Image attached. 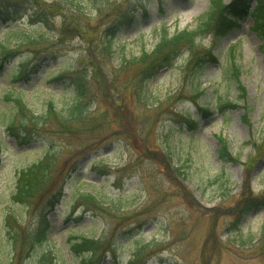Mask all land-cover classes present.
Returning a JSON list of instances; mask_svg holds the SVG:
<instances>
[{"label":"rangeland","instance_id":"rangeland-1","mask_svg":"<svg viewBox=\"0 0 264 264\" xmlns=\"http://www.w3.org/2000/svg\"><path fill=\"white\" fill-rule=\"evenodd\" d=\"M209 2L0 0V264H80L68 248L76 237L97 244L90 264H264L262 211L236 221L247 196L264 197V52L254 0L231 29L217 31L218 23L180 46L146 82L149 62L126 61L150 54L161 28L194 29ZM207 51L213 59L201 56ZM76 75L86 95L76 115L62 113ZM195 84L203 93L192 101ZM227 99L231 106L216 108ZM17 102L39 128L22 142L4 125ZM95 113L103 115L90 122ZM47 151L54 156L40 186L14 200L18 173Z\"/></svg>","mask_w":264,"mask_h":264},{"label":"trees","instance_id":"trees-1","mask_svg":"<svg viewBox=\"0 0 264 264\" xmlns=\"http://www.w3.org/2000/svg\"><path fill=\"white\" fill-rule=\"evenodd\" d=\"M256 6L252 10L254 13V16L256 17V22L253 25V30L258 34V36L261 38V49L264 52V0H255ZM247 3L248 0H229L228 3H225L222 0H210L208 9L206 12H204L197 20L196 26L194 29H183L180 32H175L171 35L168 34L166 28H161L158 31V38L159 41L154 46L152 52L149 54L147 52H142L140 56L134 57L130 60H126L129 62V64H134L136 62L142 63L143 61H148L149 65L146 66L142 71V81L146 82L147 79L155 75V72L157 70L163 69L168 67L178 56L179 51L178 48L180 46L186 45V44H192L194 40L198 37V35L204 33L209 28L213 27L214 29L219 24V28L217 31H220L222 33L227 32L229 29L232 28V26L235 23V20L242 19L247 14ZM127 19H131V16H126ZM157 56V59L156 57ZM201 56H205V58L213 59V56L210 51L202 52ZM125 60V59H124ZM201 62L199 56L191 63V67L195 66V63ZM204 61V59H203ZM195 67L190 71L191 76L195 74L194 72ZM228 78L232 81H238L239 76V70L237 68L233 69L230 68L227 70ZM24 76L23 74H18L16 78L13 79L14 82L19 81ZM195 81H199V76H196L194 78ZM72 85L68 84V86L73 88L74 92V100L73 103L70 105L69 108L63 111H67V113H70L71 115H76L79 105L81 104L82 99H84L86 95V91L84 89V81H82V78L80 75H76L73 78V81L71 82ZM238 85V84H237ZM145 83L142 86V92H145ZM238 91H240V95L244 97V89L239 87L238 85ZM203 91L198 88V86L193 85L189 88V95L191 97L192 101H195L196 99L201 96ZM240 97V98H243ZM19 102H17V106L13 108L12 114L9 116H5L4 125H6V129L10 132H8L10 135L14 136L17 139V142L25 141V139L31 137L34 135L38 130V124H35V126L29 125L27 122L28 118L24 119V117L21 116L24 111V106H19ZM232 102L230 100H224V101H218L216 104V108L218 107H225V106H231ZM200 113L203 116H209L210 115V109L209 107H202L199 108ZM99 112V110H97ZM20 113V114H19ZM19 114L20 119H18L19 126H14V120L15 115ZM103 115V113H101ZM101 114L95 113L90 117V122L95 121L97 117H101ZM187 116V122L190 125H196L194 123V120H190L189 113H184ZM25 116V114H23ZM44 117H47L44 115ZM62 116L61 118H64ZM23 118V119H22ZM29 119V118H28ZM31 121V119H29ZM93 127H96L93 124ZM14 130H17L13 132ZM31 135V136H30ZM264 135V134H263ZM263 138V136H262ZM218 141L220 142V150L218 151L219 157L221 159H224L228 157L227 150H226V143L222 137H218ZM44 161L43 162H36L31 164V166L25 168L21 172L18 173V177L16 179L15 183V190L13 194V199L18 202H24L27 197H29L35 189H37L40 184L41 180L38 178V176L41 174L43 176L46 175L48 171V165L49 157H53L54 155H51L50 151H47L44 154ZM40 162V163H39ZM91 197V196H89ZM84 198V196L82 197ZM259 211L262 210V218H263V225H264V197H257V196H247L246 199H244L241 203L238 204L237 207V222L242 217L243 214L249 213L250 211ZM240 222V221H239ZM41 225V224H40ZM42 235L37 240L43 241L45 240V230L46 227L43 226ZM36 240V241H37ZM38 241V242H39ZM41 243V242H39ZM97 247V244L95 245V242L90 241L88 239H85L83 237H76L73 238V241H70L68 243V248L71 252V254L75 255L77 258H79L80 264H90L92 262L91 257L89 258L87 256V253L92 252ZM43 264V263H41Z\"/></svg>","mask_w":264,"mask_h":264},{"label":"bare ground","instance_id":"bare-ground-1","mask_svg":"<svg viewBox=\"0 0 264 264\" xmlns=\"http://www.w3.org/2000/svg\"><path fill=\"white\" fill-rule=\"evenodd\" d=\"M21 81V80H20Z\"/></svg>","mask_w":264,"mask_h":264}]
</instances>
